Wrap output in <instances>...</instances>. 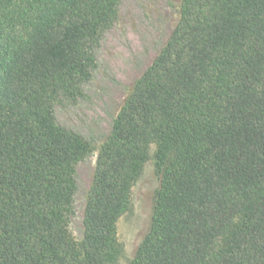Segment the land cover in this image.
I'll use <instances>...</instances> for the list:
<instances>
[{
	"label": "trees",
	"instance_id": "16d2710c",
	"mask_svg": "<svg viewBox=\"0 0 264 264\" xmlns=\"http://www.w3.org/2000/svg\"><path fill=\"white\" fill-rule=\"evenodd\" d=\"M122 0H0V264H111L155 144L159 187L128 264H264V0H180L102 144L76 239L83 135L58 123Z\"/></svg>",
	"mask_w": 264,
	"mask_h": 264
},
{
	"label": "rangeland",
	"instance_id": "374dc122",
	"mask_svg": "<svg viewBox=\"0 0 264 264\" xmlns=\"http://www.w3.org/2000/svg\"><path fill=\"white\" fill-rule=\"evenodd\" d=\"M180 0H122L118 20L106 29L96 49L97 67L76 101L60 100L58 123L80 133L90 152L77 165L76 191L69 214V229L80 240L83 215L97 156L114 118L136 81L166 44L179 19ZM156 145L147 148V159L134 183L131 202L117 222L122 251L111 264H128L151 224L153 200L159 187L155 172Z\"/></svg>",
	"mask_w": 264,
	"mask_h": 264
}]
</instances>
